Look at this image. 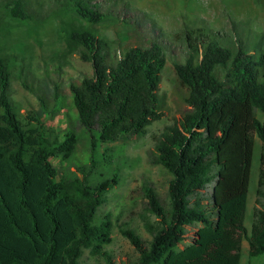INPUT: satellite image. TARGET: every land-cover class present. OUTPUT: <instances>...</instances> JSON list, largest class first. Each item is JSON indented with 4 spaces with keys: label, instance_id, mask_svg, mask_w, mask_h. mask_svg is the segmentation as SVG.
<instances>
[{
    "label": "trees",
    "instance_id": "16d2710c",
    "mask_svg": "<svg viewBox=\"0 0 264 264\" xmlns=\"http://www.w3.org/2000/svg\"><path fill=\"white\" fill-rule=\"evenodd\" d=\"M49 5L36 9L28 0H0V40L9 43L12 31L24 23L61 18L67 53L93 69L91 77L69 86L90 143L89 165L70 162L80 141L74 131L61 138L45 125L47 115L58 114L62 90L57 81L35 85L23 79L39 106L20 114L10 93L18 57L0 52V264H79L85 250L116 264L104 251L112 243L111 216L99 225L95 218L107 193L121 182L119 166L107 174L99 172L101 163L111 167L120 156L109 148L99 155V145L145 135L161 120V75L174 42L156 37L153 27L149 46L120 47L113 54L98 27L124 17L92 0H51ZM125 23L149 26L139 18ZM179 40L182 60L175 70L188 89V109L156 138L152 160L172 176L169 205L144 185L156 222L145 224L148 243L121 228L139 254L125 264H240L244 238L251 258L264 254V118L257 116L264 117V33L229 21L221 31L193 29ZM255 136L263 150L248 232ZM54 158L70 162L62 178ZM195 225L201 227L182 248Z\"/></svg>",
    "mask_w": 264,
    "mask_h": 264
},
{
    "label": "rangeland",
    "instance_id": "374dc122",
    "mask_svg": "<svg viewBox=\"0 0 264 264\" xmlns=\"http://www.w3.org/2000/svg\"><path fill=\"white\" fill-rule=\"evenodd\" d=\"M36 9L48 7L51 0H28ZM102 4L103 9H112L113 13L124 17L107 22L98 27L99 33L108 40L115 54L119 48L147 47L151 40L149 33L155 27L156 37H165L166 42H174L167 65L161 75L159 97L161 101V120L154 122L146 130L145 135L130 134L112 144H100L99 155L105 149H113L114 156H120V161L114 159L110 167L106 163L99 172H110L119 166L121 182L107 193V201L96 215L95 224L99 225L106 216H111L112 243L104 246L116 264L135 262L139 254L132 244L121 234V228L134 230L145 243L151 240L146 223H155L156 218L151 214L143 187L149 185L157 192L165 207L169 205V183L172 176L162 166L155 165L152 160L155 152L156 138L167 126L173 125L188 109L185 99L188 89L180 83L175 62L182 60L180 38L183 32L193 29L207 28L221 31L229 21L243 24L252 32L264 33V0H92ZM141 19L149 23L147 27L127 24L126 20ZM61 18L53 16L42 22H27L12 31L9 43L0 48L2 53L17 55L18 61L12 79L10 93L13 101L20 110V114L38 109V100L23 86V79L27 82L56 80L59 87L60 104L56 108V116L47 115L45 125L47 129L54 128L61 138L68 132L74 131L80 138L77 149L70 162L78 166H88L90 143L87 135L78 122V113L72 103L70 90L71 81H79L93 75L90 64L78 59L75 54L67 53L65 37L62 31ZM150 29V30H149ZM21 66L23 68H21ZM53 88V85L50 84ZM53 103V102H52ZM51 103V104H52ZM263 120V115L257 113ZM263 144L255 136L254 155L251 166L248 207L245 218V228L252 230L253 212L257 207V190L261 169V154ZM100 161V159H98ZM69 160L54 158L53 165L57 168L60 178L63 177ZM100 164V165H101ZM72 167H75L72 164ZM74 169V168H72ZM200 225L188 228L187 240L182 246L190 244ZM79 264H107L102 256H94L89 250ZM240 264H264V254L250 257L249 244L244 238Z\"/></svg>",
    "mask_w": 264,
    "mask_h": 264
}]
</instances>
